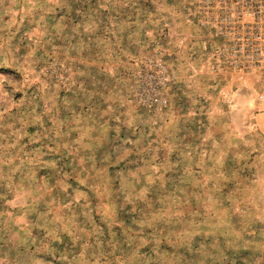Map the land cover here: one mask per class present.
Returning <instances> with one entry per match:
<instances>
[{"label": "rangeland", "instance_id": "rangeland-1", "mask_svg": "<svg viewBox=\"0 0 264 264\" xmlns=\"http://www.w3.org/2000/svg\"><path fill=\"white\" fill-rule=\"evenodd\" d=\"M238 1L0 0V264H264Z\"/></svg>", "mask_w": 264, "mask_h": 264}, {"label": "built area", "instance_id": "built-area-1", "mask_svg": "<svg viewBox=\"0 0 264 264\" xmlns=\"http://www.w3.org/2000/svg\"><path fill=\"white\" fill-rule=\"evenodd\" d=\"M243 6L253 13V22L242 23L244 30L237 39L235 54L259 66L264 79V0L255 4L248 0ZM257 105V113L263 118L261 130L264 133V84L257 95Z\"/></svg>", "mask_w": 264, "mask_h": 264}]
</instances>
